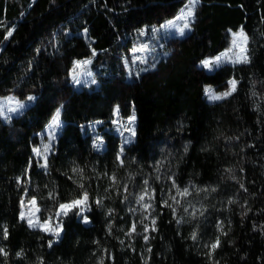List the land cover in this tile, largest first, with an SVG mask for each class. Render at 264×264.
<instances>
[{"label":"trees","instance_id":"1","mask_svg":"<svg viewBox=\"0 0 264 264\" xmlns=\"http://www.w3.org/2000/svg\"><path fill=\"white\" fill-rule=\"evenodd\" d=\"M186 1L0 0V96L34 97L20 114L0 117V264H264V0H200L189 32L162 38L167 54L155 66L131 79L118 72L138 31L173 18ZM241 28L248 62L206 71L200 63ZM101 58L110 72L94 70L97 87H75L74 65ZM230 80V96L207 102L206 87L223 92ZM114 106L120 119L135 115L125 145L111 128ZM58 108L59 133L41 167L32 148ZM155 163L179 188L198 190L197 212L180 220L156 191L142 258L136 241H121L124 202L113 200L109 218L94 203L106 195L97 176ZM84 191L88 223L79 209L56 216ZM23 198L35 200L41 220L62 221L59 238L19 218ZM217 238L215 251L203 247Z\"/></svg>","mask_w":264,"mask_h":264},{"label":"rangeland","instance_id":"2","mask_svg":"<svg viewBox=\"0 0 264 264\" xmlns=\"http://www.w3.org/2000/svg\"><path fill=\"white\" fill-rule=\"evenodd\" d=\"M188 0L186 1V3ZM185 3V4H186ZM184 8V6L182 7ZM181 8V9H182ZM181 9L177 12V14L168 20L163 21L160 25H152L149 27H143L138 31L136 34V37L134 39V43L131 47V52L129 58L123 59L121 64L117 65L118 72L119 67L122 66V72L125 79H131L132 76L136 75L137 73L143 72L145 70H148L155 66L156 62L163 58L167 51L162 47V38H164L166 35L168 36H179L178 32L175 31V28H161V25L166 24L169 20H174L178 15H180ZM185 21L177 20L176 26L181 27ZM153 29H156L154 32ZM189 29L185 30V34L189 32ZM239 32V31H238ZM143 33V34H142ZM237 33V32H236ZM184 34V35H185ZM148 35V36H146ZM183 35V36H184ZM229 48H232V39L230 42L229 47L220 52L217 56H220L222 53H225ZM241 48H246V45L241 42L240 47L233 48V51L228 54V58L223 60L222 62L218 64L210 65L209 68L203 67L202 62L200 65L206 70V71H213L216 67H218L222 63H228V64H234L231 61L235 60L237 56L239 55H247L246 52H241ZM135 49H143V51H134ZM212 58H206L205 60H215L217 57ZM204 60V61H205ZM85 61H91L85 60ZM77 62L71 72V79L75 87L80 86H87V87H97L98 85V78L94 76V70L98 68V70H102L103 73H100L101 75H104L110 70L106 67V63L103 62V58L99 60L98 66H93V63H87L84 62ZM80 64L81 67L77 68L76 65ZM91 73V75H89ZM75 76V79L73 78ZM76 80H79L80 83H76ZM94 81V83H93ZM210 88V87H206ZM205 88V89H206ZM211 89V88H210ZM212 90V89H211ZM229 90V89H228ZM226 90V91H228ZM223 92H214L212 90L213 94L219 95ZM206 95V94H205ZM31 96V95H30ZM12 97L14 98V103L8 105L10 107H16V103H22L25 105L23 109L18 110L14 113L7 112V109L5 108L6 115L4 117H1L2 120L8 121L9 117L16 116L20 114L27 106H29L32 102V100H29L28 98L23 101H18L15 97L11 95L6 96H0V101H3L5 98ZM29 97V96H28ZM33 97V96H31ZM207 102H216L209 99V96L206 95ZM118 107L114 106L112 111V118H111V128L113 129L114 133L120 137L121 145L128 144L133 139L134 135H132V132L134 131V122L129 123V118L126 119H120L118 117L117 112ZM52 120V118H51ZM51 120L49 123L44 127L42 132L38 136V142L35 146H33L32 151L34 148H38L41 150V155H35L37 159H39L40 164L45 163L44 157L49 155V152L51 151L52 144L55 143V138L57 134L59 133V127L55 129L54 133L49 130V124L51 123ZM100 122H92L89 124L90 131L95 133L97 127L99 126ZM97 135V141H95L94 148L96 150L103 148V143L100 140L99 134ZM45 144H48L49 151L47 153H44L43 146ZM120 147V151H121ZM34 153V152H33ZM120 156V154H119ZM119 164L122 165V162L119 160ZM97 183L102 182L103 183V193L104 194L98 195L94 198V203H96L97 200L101 201L99 206H101L105 212V215L109 218L112 215V203L113 200L118 197L120 202H124V215H125V221L119 225V229L121 231V241L125 242L126 246L129 248H134L135 241L137 242L139 246V254L142 258H144L147 255V241L145 237H147L148 231L151 228L152 224V217H151V210L150 207L145 210L144 205H151V199L154 197V193L156 191H159V198L161 200V204L168 206L174 215L179 214V219L184 220L188 219L189 217H195L197 212V193L198 190L195 188L188 189V195L181 196L177 192V188L181 191L184 188H179L176 183L172 180L171 176V169L163 165L161 163H155L152 171H148L145 168L134 165V166H127L124 165L122 170H119L116 173H102L97 176ZM147 181V184L145 183ZM173 184L176 185V187H173ZM145 189H147V192L145 193ZM129 191V194L126 195V193ZM140 195H144L145 199L142 202H137ZM151 197V198H149ZM171 197H175L173 200ZM34 199H25L23 198L21 200V210L19 214V218L29 226V220H31L34 224H44L46 221H50V224L48 227H55L59 221L45 219L41 220L38 215V207L35 203V206L32 205L31 201ZM166 202V204H165ZM97 204V203H96ZM175 209V211H173ZM59 210V209H58ZM23 213L24 218H21V214ZM147 217V219H145ZM135 225V231H132V227ZM147 226V231L146 227ZM30 228H38L42 230L40 227H30ZM48 234L51 235L52 238H57L55 235H53L50 231L42 230ZM61 232V231H60ZM212 243H206L204 242L203 247L210 249L208 246Z\"/></svg>","mask_w":264,"mask_h":264},{"label":"snow or ice","instance_id":"3","mask_svg":"<svg viewBox=\"0 0 264 264\" xmlns=\"http://www.w3.org/2000/svg\"><path fill=\"white\" fill-rule=\"evenodd\" d=\"M200 0H188V2L184 5V8L181 9L180 11V15H178L174 20H169L166 22V24L161 25V28H175V31L179 33V35L183 36L185 34V30L189 29L190 27V23L192 22V19L194 18L195 15V9L196 6L199 4ZM177 20H182L185 21L183 23V25L181 27H177L176 26V21ZM153 31L155 32L156 29H153ZM13 34V29H8L6 32V35L4 36V39L7 40L9 39ZM143 34V33H142ZM247 36L245 35L243 29L241 28V30L237 33H233L232 34V48H229L225 53H222L220 56H217L215 58V60H205L202 62L203 67L205 68H209L210 65L213 64H218L220 62H222L223 60H225L226 58H228V54L230 52L233 51V48L236 47H240L241 42L243 44L246 45L247 43ZM134 51H143V49H135ZM241 52H246V48H241ZM93 55H95V53H93ZM232 63H247L248 62V57L247 55H239L236 57L235 60L231 61ZM85 64L87 63H91V61H85ZM77 68L81 67V65L78 63L76 65ZM89 75H91V73H89ZM75 79V76L73 77ZM76 83H80L79 80H76ZM94 83V81H93ZM229 90L216 95L212 93V90L210 88H206L205 89V94L209 96L210 100L216 101V100H221L226 98L227 96H230L232 94V92H234L236 90V84L237 82L235 80H230L229 82ZM29 100L34 99V97L29 96L28 97ZM14 103V98L12 97H8L5 98L3 101H0V117H4L6 115L5 113V108L7 109V112L9 113H14L17 112L20 109H23L25 107L24 104L22 103H16V107H10L8 105ZM62 107V106H61ZM118 112V109H117ZM10 118V117H9ZM135 120V115L133 114L132 117L129 118V123H133ZM61 124L60 121V109L58 108L54 114V116L52 117L51 123L49 124V130L52 131L54 133L55 129H57ZM132 135H135L134 131L132 132ZM49 145L45 144L43 146L44 149V153H47L49 151ZM33 152L35 155H41V150L38 148H34ZM45 159V163L41 165V167H47V157H44ZM117 160H120V156H117ZM81 171L79 168H74L73 172H79ZM145 183L147 184V181H145ZM81 188H83L84 186L81 184L80 185ZM173 187H176L175 184H173ZM147 192V189H145V193ZM177 192L179 195L181 196H186L188 195V189L185 188L182 191L180 189L177 188ZM151 198V197H149ZM173 200L175 199V197H171ZM145 199L144 195H140L138 198V203L142 202ZM32 205L35 206V200L31 201ZM97 205H99L101 203V201L97 200L96 201ZM229 203H232V201H229ZM166 204V202H165ZM149 207H151V205H144L145 210H147ZM75 209H79V211H77L75 214L76 215H80L83 218V222L84 223H88V218L86 216H83V213L85 211H90V207H89V194L87 191H84L81 193V196L68 202V203H63L59 205V210L56 213L57 217H61V216H67L70 212H73V210ZM37 211H39V209H37ZM173 211H175V209H173ZM21 218L23 219V213L21 214ZM145 219H147V217H145ZM50 224V221H46L44 224H34L31 220H29V227H40L42 230L45 231H50L53 235H55L57 238H59L60 235V231H62V228L60 227V224H62V221H60V223H58L55 227H48V225ZM152 224L155 225V220H152ZM146 227V231H147V226ZM219 227V226H218ZM153 231H155V228L153 227L152 229ZM132 231H135V225H133L132 227ZM4 236L5 238L7 237V229L5 228L4 230ZM193 239L196 238V234L193 233ZM145 239L147 240V237H145ZM51 243H49V246H51ZM220 244V240L219 238L216 239L215 242H213L211 245H209L208 247L210 248L211 251H215V249L219 246ZM210 251V254H211ZM0 254H4V250L2 248H0ZM19 255V254H18ZM102 264V262H101Z\"/></svg>","mask_w":264,"mask_h":264}]
</instances>
